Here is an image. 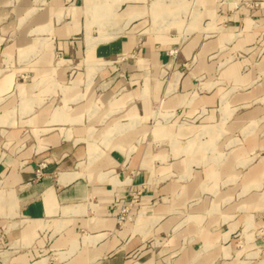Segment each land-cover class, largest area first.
I'll use <instances>...</instances> for the list:
<instances>
[{
	"label": "crops",
	"instance_id": "crops-1",
	"mask_svg": "<svg viewBox=\"0 0 264 264\" xmlns=\"http://www.w3.org/2000/svg\"><path fill=\"white\" fill-rule=\"evenodd\" d=\"M239 1L0 0V264H264V0Z\"/></svg>",
	"mask_w": 264,
	"mask_h": 264
},
{
	"label": "built area",
	"instance_id": "built-area-1",
	"mask_svg": "<svg viewBox=\"0 0 264 264\" xmlns=\"http://www.w3.org/2000/svg\"><path fill=\"white\" fill-rule=\"evenodd\" d=\"M173 53H175V50H172V54ZM38 174H41V168L38 170ZM135 197H137V195ZM115 207L118 210L117 217H118L119 223L120 224L126 223L131 217V214H130L131 202L129 201L122 202L118 200L115 202Z\"/></svg>",
	"mask_w": 264,
	"mask_h": 264
},
{
	"label": "rangeland",
	"instance_id": "rangeland-1",
	"mask_svg": "<svg viewBox=\"0 0 264 264\" xmlns=\"http://www.w3.org/2000/svg\"><path fill=\"white\" fill-rule=\"evenodd\" d=\"M147 3H151L153 0H145ZM240 3H242V4H245V5H250V6H257V5H259L260 4V2L259 1H256V0H241V1H239ZM245 55V53L244 52H242V51H237L236 53H235V57L236 58H241V57H243ZM131 210V209H130ZM131 214V213H130Z\"/></svg>",
	"mask_w": 264,
	"mask_h": 264
}]
</instances>
